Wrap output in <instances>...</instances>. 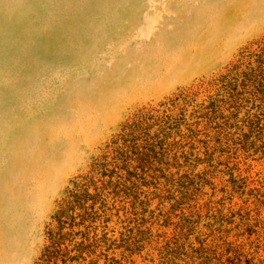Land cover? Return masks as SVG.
<instances>
[{"label":"rangeland","instance_id":"rangeland-1","mask_svg":"<svg viewBox=\"0 0 264 264\" xmlns=\"http://www.w3.org/2000/svg\"><path fill=\"white\" fill-rule=\"evenodd\" d=\"M263 39L264 0H0V264L85 176L67 264H264Z\"/></svg>","mask_w":264,"mask_h":264},{"label":"trees","instance_id":"trees-1","mask_svg":"<svg viewBox=\"0 0 264 264\" xmlns=\"http://www.w3.org/2000/svg\"><path fill=\"white\" fill-rule=\"evenodd\" d=\"M247 59L246 63L241 64L245 70L238 73L239 68H237V74L231 81H234L236 87L240 86L247 91L253 90L256 93L264 88V39L256 51L247 55ZM166 119L171 122L170 118L166 117ZM149 122L155 123L156 118L148 114L138 117L137 121L126 129L121 141H126L127 137L141 130L144 124ZM82 179L75 183V188L69 191L67 199L59 207L54 216L56 225L48 228L47 245L40 258L41 264H67L70 259L67 245L74 242L75 229L81 226L84 221L89 209L88 202L93 198V195L89 193L93 177L85 176Z\"/></svg>","mask_w":264,"mask_h":264}]
</instances>
